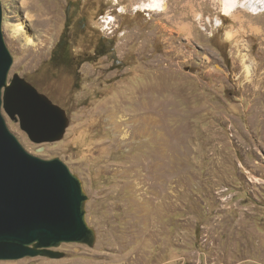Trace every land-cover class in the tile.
I'll list each match as a JSON object with an SVG mask.
<instances>
[{
  "label": "rangeland",
  "instance_id": "1",
  "mask_svg": "<svg viewBox=\"0 0 264 264\" xmlns=\"http://www.w3.org/2000/svg\"><path fill=\"white\" fill-rule=\"evenodd\" d=\"M162 1L1 0L8 83L67 126L36 142L3 116L81 181L93 238L0 264H264V3Z\"/></svg>",
  "mask_w": 264,
  "mask_h": 264
},
{
  "label": "water",
  "instance_id": "2",
  "mask_svg": "<svg viewBox=\"0 0 264 264\" xmlns=\"http://www.w3.org/2000/svg\"><path fill=\"white\" fill-rule=\"evenodd\" d=\"M2 23L0 0V259H18L61 242H91L93 230L78 177L63 160L30 153L3 116V106L11 116L17 114L36 142L57 139L67 126L64 111L35 86L20 77L8 83L13 58Z\"/></svg>",
  "mask_w": 264,
  "mask_h": 264
},
{
  "label": "bare ground",
  "instance_id": "3",
  "mask_svg": "<svg viewBox=\"0 0 264 264\" xmlns=\"http://www.w3.org/2000/svg\"><path fill=\"white\" fill-rule=\"evenodd\" d=\"M154 1V3H150V4H145L143 7H145L146 9H148L149 7L152 9V10H156L157 8H162L163 9V4H162V0H153ZM225 1V9H226V12L228 11H230L236 4H238V3H240L241 4V2L240 1H238V0H224ZM264 3V1L263 0H246V1H244L243 2V4H241V5H247V4H250V5H252V6H257V7H261V3ZM239 5V4H238ZM241 5H239V6H241ZM149 8V9H150ZM237 8V7H236ZM162 9H161V11H162ZM233 12H235V11H233ZM227 14V13H226ZM21 29V27L20 26H18L17 27V30H20Z\"/></svg>",
  "mask_w": 264,
  "mask_h": 264
},
{
  "label": "trees",
  "instance_id": "4",
  "mask_svg": "<svg viewBox=\"0 0 264 264\" xmlns=\"http://www.w3.org/2000/svg\"><path fill=\"white\" fill-rule=\"evenodd\" d=\"M65 34V33H64ZM63 34V35H64ZM63 35L61 36V38L59 39V41L57 42V44H56V46H55V48H54V50H53V55H52V58L54 57V54H55V52L57 51V49L59 48V46L62 44V38H63Z\"/></svg>",
  "mask_w": 264,
  "mask_h": 264
},
{
  "label": "flooded vegetation",
  "instance_id": "5",
  "mask_svg": "<svg viewBox=\"0 0 264 264\" xmlns=\"http://www.w3.org/2000/svg\"><path fill=\"white\" fill-rule=\"evenodd\" d=\"M62 40H63V38H62ZM61 45H62V44H61ZM55 55H56V54H54V57H55Z\"/></svg>",
  "mask_w": 264,
  "mask_h": 264
}]
</instances>
